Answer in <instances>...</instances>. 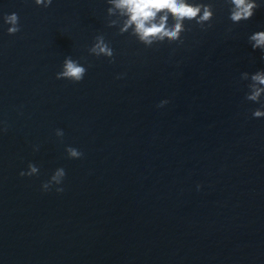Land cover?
I'll use <instances>...</instances> for the list:
<instances>
[{"label":"water","instance_id":"obj_1","mask_svg":"<svg viewBox=\"0 0 264 264\" xmlns=\"http://www.w3.org/2000/svg\"><path fill=\"white\" fill-rule=\"evenodd\" d=\"M12 11L20 30L0 28V264H264V117L240 80L264 67L247 41L264 6L227 32L216 0L212 27L151 47L107 25L105 0H0ZM98 32L114 59L88 52ZM69 54L87 66L79 82L56 77ZM28 161L38 175H20ZM58 166L63 191L42 190Z\"/></svg>","mask_w":264,"mask_h":264},{"label":"clouds","instance_id":"obj_2","mask_svg":"<svg viewBox=\"0 0 264 264\" xmlns=\"http://www.w3.org/2000/svg\"><path fill=\"white\" fill-rule=\"evenodd\" d=\"M34 3L47 8L53 0H34ZM105 3L107 25L115 27L120 33H128L146 47L164 41L183 44V33L191 30L193 25L207 30L212 27L213 17L216 15V0H105ZM223 3L227 7V18L231 21L226 27L227 32H231L232 27L241 21L251 19L256 10L264 6V0H223ZM4 25H7L5 30L8 33L19 31L18 13L12 11L0 14V28ZM247 41L252 49H259L264 55V27L250 31ZM88 52L110 60L115 58V50L102 32L93 37ZM81 61L82 58L65 55L56 77L74 82L83 80L88 69ZM122 75L123 73H120L118 77ZM240 80L246 82L245 99L258 105L252 109V116L264 117V67L254 71H242ZM167 103V98L159 101L161 106ZM55 134L57 137H63L64 129L56 128ZM33 148L38 149V145H33ZM65 150L70 158H80L83 155L82 151L73 145H65ZM39 172V165L28 161L27 168L21 169L20 175L32 176L38 175ZM65 176V168L56 167L50 176L42 181L41 189L48 191L55 187L56 191H63ZM199 187L198 184L197 188Z\"/></svg>","mask_w":264,"mask_h":264}]
</instances>
